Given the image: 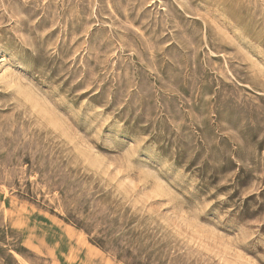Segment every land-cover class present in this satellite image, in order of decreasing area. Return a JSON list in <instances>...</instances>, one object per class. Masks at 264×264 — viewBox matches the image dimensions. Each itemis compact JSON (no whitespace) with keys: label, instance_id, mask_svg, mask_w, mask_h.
I'll use <instances>...</instances> for the list:
<instances>
[{"label":"rangeland","instance_id":"374dc122","mask_svg":"<svg viewBox=\"0 0 264 264\" xmlns=\"http://www.w3.org/2000/svg\"><path fill=\"white\" fill-rule=\"evenodd\" d=\"M0 264H264V0H0Z\"/></svg>","mask_w":264,"mask_h":264},{"label":"bare ground","instance_id":"6f19581e","mask_svg":"<svg viewBox=\"0 0 264 264\" xmlns=\"http://www.w3.org/2000/svg\"><path fill=\"white\" fill-rule=\"evenodd\" d=\"M54 122V121H53ZM58 232V231H57ZM55 233V232H54Z\"/></svg>","mask_w":264,"mask_h":264}]
</instances>
